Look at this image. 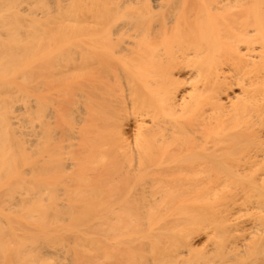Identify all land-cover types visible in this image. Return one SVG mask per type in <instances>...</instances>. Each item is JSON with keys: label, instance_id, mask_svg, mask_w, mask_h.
<instances>
[{"label": "bare ground", "instance_id": "6f19581e", "mask_svg": "<svg viewBox=\"0 0 264 264\" xmlns=\"http://www.w3.org/2000/svg\"><path fill=\"white\" fill-rule=\"evenodd\" d=\"M0 264H264V0H0Z\"/></svg>", "mask_w": 264, "mask_h": 264}]
</instances>
